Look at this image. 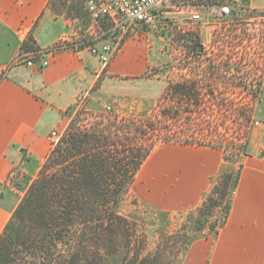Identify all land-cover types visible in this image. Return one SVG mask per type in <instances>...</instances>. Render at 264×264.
Listing matches in <instances>:
<instances>
[{"label": "crops", "instance_id": "crops-1", "mask_svg": "<svg viewBox=\"0 0 264 264\" xmlns=\"http://www.w3.org/2000/svg\"><path fill=\"white\" fill-rule=\"evenodd\" d=\"M50 1L0 0V74L6 72L0 83V236L24 197L16 185L36 179L53 149L51 134L66 129L67 114L78 96L95 93L99 83L98 94L110 93L114 86L120 90L147 69L145 56L126 52L125 43L107 68L83 49L49 56L47 68L38 63L6 71L25 43L46 50L64 37L87 36L110 26L108 20L84 25L83 20L75 23V17L53 15ZM254 2L264 8V0ZM263 135L264 126H259L248 142L227 224L216 239L193 242L182 264H264ZM225 164L224 152L217 148L164 144L138 175L143 172L147 198L155 210L182 213L202 204Z\"/></svg>", "mask_w": 264, "mask_h": 264}, {"label": "trees", "instance_id": "trees-1", "mask_svg": "<svg viewBox=\"0 0 264 264\" xmlns=\"http://www.w3.org/2000/svg\"><path fill=\"white\" fill-rule=\"evenodd\" d=\"M57 1L49 2L55 12ZM30 49L23 44L22 50ZM200 89L197 79L171 86L165 98L168 105L149 118L118 114L84 118L83 113L72 118L0 236V264H174L162 254L161 245L144 255L143 245H136L141 238L138 226L122 212V205L155 147H204L195 133L178 134L172 124L179 104L201 108ZM227 145L222 141L211 148L222 150L228 161L246 151L243 140L233 150ZM241 173L220 174L196 219L191 217L193 233L209 229L210 237L219 236ZM219 210L222 217L212 222ZM193 242L187 239L182 249Z\"/></svg>", "mask_w": 264, "mask_h": 264}, {"label": "rangeland", "instance_id": "rangeland-1", "mask_svg": "<svg viewBox=\"0 0 264 264\" xmlns=\"http://www.w3.org/2000/svg\"><path fill=\"white\" fill-rule=\"evenodd\" d=\"M196 1L213 6L227 4L233 15L214 23V20L208 24L204 22L195 31L186 29L183 17L179 20L184 21L185 29L178 26L142 29L139 36L126 42L125 51L145 56V73L131 77L132 84L120 90L112 86L115 90L113 93L108 91V95L98 94L101 83L95 87V93H81L67 114L66 129L61 130L56 139L51 134L53 147L67 131L71 119L80 113L84 118L117 114L149 118L168 105L165 98H168L166 94L171 86L197 79L200 80L203 99L201 108L182 105L179 100V116L172 123L176 126L174 130L178 134L186 131L190 132L189 135L195 133L196 140L204 147H217L225 141L228 150H233V146L245 141V153H239L232 161L225 160L221 174L233 173L236 176L242 170L248 142L254 130L264 126V8L256 7L255 0ZM86 2L58 0L57 12L50 10L53 15L68 19L80 17L84 25H90ZM146 80L153 81L147 83ZM156 80L162 82L163 90L157 87L159 83L156 84ZM115 94L120 95L116 98ZM107 107H111V111ZM122 108L131 111L125 113ZM142 175L143 172L138 175L122 205V212L138 226L141 238L136 245H143L144 255L154 253L161 245L162 254L173 258L174 264H182L188 251V248L182 249L187 239L196 241L212 235L209 229L201 233L192 231L191 217L195 215L196 219L199 207L173 214L155 210L147 198L148 186ZM218 179L212 182L204 199ZM31 183L25 180L16 186L25 195ZM233 197L234 193L232 200ZM221 217V210L216 211L212 222Z\"/></svg>", "mask_w": 264, "mask_h": 264}, {"label": "built area", "instance_id": "built-area-1", "mask_svg": "<svg viewBox=\"0 0 264 264\" xmlns=\"http://www.w3.org/2000/svg\"><path fill=\"white\" fill-rule=\"evenodd\" d=\"M85 10L90 20L96 24L109 21L107 29H101L94 34L74 38L64 37L46 50H21L8 70L17 66L41 68L49 66V56L67 50H89L99 58L103 68H107L129 39L139 36L142 29H157L178 26L179 29L198 30L202 23L210 20H222L233 15L232 8L227 4L211 5L196 0H87ZM180 17L185 19L180 21ZM73 21L81 23L79 17ZM98 46L99 42H103ZM6 77V72L0 74V82ZM111 111V107H107ZM58 137L57 132L52 138Z\"/></svg>", "mask_w": 264, "mask_h": 264}, {"label": "water", "instance_id": "water-1", "mask_svg": "<svg viewBox=\"0 0 264 264\" xmlns=\"http://www.w3.org/2000/svg\"><path fill=\"white\" fill-rule=\"evenodd\" d=\"M202 50V48L200 47V51Z\"/></svg>", "mask_w": 264, "mask_h": 264}]
</instances>
